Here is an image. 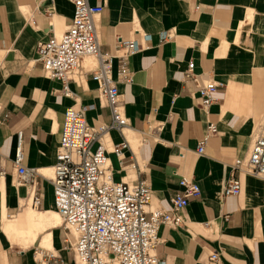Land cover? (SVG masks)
Here are the masks:
<instances>
[{
  "label": "crops",
  "instance_id": "1",
  "mask_svg": "<svg viewBox=\"0 0 264 264\" xmlns=\"http://www.w3.org/2000/svg\"><path fill=\"white\" fill-rule=\"evenodd\" d=\"M88 1L103 6L102 52L118 37L143 45L129 58L133 81L119 84L130 124L123 133L111 130L109 140L126 138L131 148L126 167L109 153L114 180H146L151 207L168 210L183 177L201 187L182 210L181 226H160L158 257L165 264H264V178L240 173V194H224L235 160L248 154L264 117V0H201L199 9L196 0ZM73 12L72 0H0V105L6 116L0 123V264H41L39 251L79 264L52 183L65 111L86 107L95 127L111 122L112 112L92 76L94 56L73 74L69 96L44 73L39 45L62 34ZM163 31L173 37L161 42ZM191 61L198 82L185 79ZM207 79L223 86L205 109L197 90ZM209 122L218 132L199 154ZM151 123L164 126L158 140ZM19 139L23 165L39 172L26 181L14 164ZM34 189L38 207L32 206ZM214 252L219 258L211 262Z\"/></svg>",
  "mask_w": 264,
  "mask_h": 264
},
{
  "label": "built area",
  "instance_id": "2",
  "mask_svg": "<svg viewBox=\"0 0 264 264\" xmlns=\"http://www.w3.org/2000/svg\"><path fill=\"white\" fill-rule=\"evenodd\" d=\"M199 9L201 0H196ZM73 17L68 28L60 35L54 34L39 45V59L44 73L62 84L65 95H71L68 87L74 73L82 68L86 56H94L97 66L92 72L100 93L105 96L112 112V120L92 126L86 118V107L71 106L65 111L62 137L53 167L54 203L64 226L74 235L71 248L79 264H165L158 257L156 248L160 242L159 228L162 224L179 227L183 224L182 210L190 199L200 196L201 187L188 177L180 180L181 189L174 194L171 209L152 208V189L146 180L127 182L114 180V168L109 153L126 167V151L131 148L128 139L111 143L109 132H124L130 119L126 114L125 100L119 89L120 83H131L133 72L129 58L141 50V42L118 37L112 49L101 51L98 19L103 6L88 0H72ZM167 31L160 33V41L172 38ZM151 34H144L149 41ZM185 79L198 82L194 62L189 63ZM223 83L214 79L198 84V99L207 109L216 100ZM3 114L0 105V123ZM150 134L159 139L163 124L149 125ZM218 132L217 125L209 122L204 138L197 146L203 154L211 135ZM96 144V145H95ZM24 151L19 139L14 164L21 180H30L38 172L36 168L23 165ZM131 167H137L132 162ZM248 173L264 178V117L248 154L237 158L232 175L224 188L225 195H238L242 181L238 174ZM32 206L38 207L41 197L36 189L30 192ZM41 264H64L55 252H37ZM218 252L209 256L211 262L218 260Z\"/></svg>",
  "mask_w": 264,
  "mask_h": 264
}]
</instances>
